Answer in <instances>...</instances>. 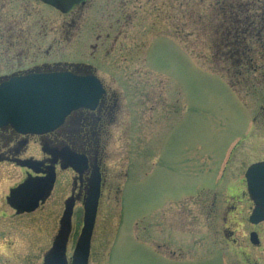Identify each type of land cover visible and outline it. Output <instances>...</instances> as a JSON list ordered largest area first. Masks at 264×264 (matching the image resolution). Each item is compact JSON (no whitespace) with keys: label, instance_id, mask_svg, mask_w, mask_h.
I'll return each mask as SVG.
<instances>
[{"label":"rangeland","instance_id":"obj_1","mask_svg":"<svg viewBox=\"0 0 264 264\" xmlns=\"http://www.w3.org/2000/svg\"><path fill=\"white\" fill-rule=\"evenodd\" d=\"M218 8L217 0H89L63 16L42 3L8 0L0 10L1 27L28 35L30 66L93 57L124 63L113 67L114 77L99 73L122 98L90 264H264V223L249 222L254 206L244 179L264 160V34L261 45L248 46L246 73L234 78L239 66L228 64L229 73L217 62ZM82 218L77 209L69 259ZM58 230L30 216L29 264L42 263Z\"/></svg>","mask_w":264,"mask_h":264},{"label":"flooded vegetation","instance_id":"obj_2","mask_svg":"<svg viewBox=\"0 0 264 264\" xmlns=\"http://www.w3.org/2000/svg\"><path fill=\"white\" fill-rule=\"evenodd\" d=\"M254 1L249 0V4L254 6ZM7 3L8 0H0V10ZM131 3L127 2L126 7L129 8ZM85 4L67 13L52 9L60 15L68 16ZM261 15L264 16V13ZM2 18L0 16V24ZM6 33L12 35L8 42ZM27 37L22 28L16 34L13 27L6 29V26H0V42L3 44L0 50V84L30 73L68 72L79 77H97L105 94L96 109L73 111L61 126L45 134L21 133L11 125L0 128V264H29V255L25 253L28 243L25 230L31 215H34L37 223L60 226L66 205L71 201L73 225L77 209L84 210L93 173L100 177L99 210L107 188L105 161L113 130L118 123V101L122 98L119 87L113 88L107 84L104 76L99 75L102 71L107 77H114L113 67H121L124 64L122 61L115 65L113 61L93 57L74 61L35 62L30 66V46H25L29 44ZM91 48L93 53L99 52L98 46ZM113 49L115 47L111 46L110 50ZM34 50L33 55H39L41 48ZM12 64L17 67L11 68ZM25 184L28 185L26 191L12 196L14 191ZM37 195L40 198L38 207L32 212L23 211ZM18 227L21 228L14 231ZM58 233L53 236L50 247L43 252L41 264H45V258L52 250ZM18 234L21 240H14ZM71 235L72 230L66 245L67 258Z\"/></svg>","mask_w":264,"mask_h":264},{"label":"water","instance_id":"obj_3","mask_svg":"<svg viewBox=\"0 0 264 264\" xmlns=\"http://www.w3.org/2000/svg\"><path fill=\"white\" fill-rule=\"evenodd\" d=\"M63 13L86 0H40ZM105 91L94 76L79 77L68 72L30 73L13 77L0 84V128L11 125L26 134H44L57 129L73 112L81 108L95 109ZM247 191L255 208L250 216L253 225L264 222V162L251 166L245 175ZM25 184L12 193L21 194ZM100 197V177L93 173L90 190L84 203L83 228L77 241L71 264H88L91 240L96 223ZM39 195L23 211L32 212L38 207ZM72 202H68L60 222L59 234L45 264H68L66 245L71 233ZM251 242L258 244L256 234Z\"/></svg>","mask_w":264,"mask_h":264},{"label":"trees","instance_id":"obj_4","mask_svg":"<svg viewBox=\"0 0 264 264\" xmlns=\"http://www.w3.org/2000/svg\"><path fill=\"white\" fill-rule=\"evenodd\" d=\"M241 1L243 0H237V2ZM254 2H256L254 6L244 2L245 4L239 7V5L235 6V0H217L218 10L222 14L216 18L217 21H221L218 29L220 39L217 46L220 47L217 62L224 61L227 65L234 66L233 68L239 66L234 71L236 79L241 72L246 73L245 65H250L253 60L251 48L248 46H258L263 43L264 16L257 13V10L264 13L262 10L264 2L258 0ZM230 72H232L231 67Z\"/></svg>","mask_w":264,"mask_h":264}]
</instances>
